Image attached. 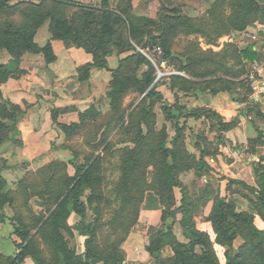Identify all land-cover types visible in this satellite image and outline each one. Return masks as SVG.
<instances>
[{"label":"rangeland","instance_id":"obj_1","mask_svg":"<svg viewBox=\"0 0 264 264\" xmlns=\"http://www.w3.org/2000/svg\"><path fill=\"white\" fill-rule=\"evenodd\" d=\"M232 1L6 0V6L0 9V45L5 38L1 32L10 24L33 32V42L44 51L22 50L18 60L11 63L15 69L12 75L0 82V104L9 102L19 108L15 126L0 133V264H9L7 257L17 252L20 238L14 229L18 225L27 228L31 245L41 258H50L51 248L44 238L49 231L46 220L55 207L56 195L64 189L62 179L73 173L76 164L93 160L97 161L100 181L94 191L103 196L87 205L85 219L94 220L95 245L107 253V262L116 246L124 251L119 240L128 220L120 211L121 159L139 131L144 151L137 171L148 183L158 169V142L177 149L179 163L183 160L177 177L187 188L190 202L198 207L192 215L198 229L213 239L211 223L205 217L213 203L209 197L214 194L231 199L236 210L252 214L255 226L264 229V217L251 202V191L232 182L235 178L230 171H217L211 164L224 141L217 138L220 127L216 117L197 105L198 95L209 91H196L204 87L205 82L200 81L206 79L200 80L195 71L214 65L205 60V64H194L191 71H184L176 60L162 57L163 45L167 44L174 55L190 61L207 54L216 59L233 41L224 39L229 36L225 32L215 38L212 19L216 14L226 15ZM105 9L120 17L112 23L110 35H104L98 23L99 13ZM49 14L66 19L76 35L54 37ZM193 25L203 31L194 30ZM12 58L10 51L0 48V62ZM163 59L166 63L160 65ZM225 59L227 65L236 67L229 55ZM146 72H152L157 84L154 93L142 99L144 92L137 80ZM218 72L206 78H214ZM173 75L194 79L199 85L178 89ZM166 105L178 116L171 117ZM148 107L150 113L144 118ZM58 123L67 128L62 129ZM175 123L180 131L173 144ZM3 194L8 201L2 202ZM180 198L179 186L172 188L163 204L156 190H146L127 233L144 225L141 212L156 211L157 221L147 229L146 244L150 232L158 228H169L178 241L187 242L179 223L180 213L175 210ZM128 207L131 216L133 208ZM78 219L75 213L67 218L71 230L67 237L69 246L81 253L85 237L74 228ZM240 243L241 238H236L232 248ZM164 248L163 256L172 254L169 246ZM213 248L219 263L224 264V248L217 243ZM149 259L153 264L151 255ZM19 264L35 263L28 255Z\"/></svg>","mask_w":264,"mask_h":264},{"label":"trees","instance_id":"obj_2","mask_svg":"<svg viewBox=\"0 0 264 264\" xmlns=\"http://www.w3.org/2000/svg\"><path fill=\"white\" fill-rule=\"evenodd\" d=\"M4 6H6V0H0V9ZM230 6L231 8L226 15L216 14L214 19H212L215 38L224 32L227 34H238L255 21L264 23V5L259 3L258 0H235L232 1ZM86 14L87 16L92 15L91 12H86ZM49 16L50 30L54 37L66 38L76 35V33L71 32L72 26L66 22V19L51 14ZM99 16L98 23L102 33L110 35L113 32L112 23H116L120 17L108 9L100 11ZM193 26L194 30L203 31V29ZM1 34L5 38H3L4 42L0 45V48L5 47L10 51L13 58L7 62H0V82L12 75L15 69L11 68L13 65L11 63L18 60L22 50L44 51L43 47H38L33 42V32L31 31L9 24L3 29ZM225 46L216 59L207 54L204 57L190 61L185 57L174 55L167 47V44H164L162 57L176 60L179 64L178 67L184 71H191L194 64L202 65L205 64V60H209L214 65L212 69L204 68L201 71L198 69L195 71V76L199 77L200 80L206 79L200 81L205 82L204 87L196 88V91L203 92L205 88H208L207 90L211 94L224 91L233 93L236 92L237 88H240L244 92L240 99L249 101L251 87L248 80L243 77L247 71V63L244 59H256L260 51H257L252 45L239 48L234 42ZM227 55L235 60L236 67L235 65L226 64L225 58ZM216 72L219 75L217 74L210 79L206 78L216 74ZM220 73L224 76H220ZM172 78L177 80L178 89H187V86L192 84L199 85L198 81L185 79L180 75H173ZM153 79L152 72H146L142 79L137 80L138 88L141 92H144L142 99H146L154 93L157 82H153ZM6 104L8 105L0 104V113L3 114L1 116L4 120H7L5 122L0 119V133L2 130L5 132L15 126L16 113L19 111L16 104L9 102H6ZM164 108L171 117L179 114L174 113L169 105L164 106ZM202 109L216 117V124L220 127L218 132L228 129L235 122H223L212 109L207 107H202ZM149 113L148 107L144 111L143 117L145 118ZM58 125L64 130L67 128L63 123H58ZM175 127L177 132L171 138L173 144L177 143L180 131V126L177 123H175ZM1 136L0 134V140L2 139ZM136 136L137 138L134 140L133 145L125 148L121 159V179L118 185L122 192L120 195L122 204L120 211L124 212L128 222L119 240V246L126 238L129 227L136 220V210H138L137 208L145 191L156 190L160 203L163 204L165 198L169 197L172 192V188L179 186L181 198L175 210L180 213L179 223L183 234L187 238V242L178 241L169 228L166 230L161 228L153 229L145 245V250L153 257V264H220L214 251L213 243H217L224 248V264H264V229H259L255 226L253 215L246 211L236 210L235 204L231 199H226L216 194L211 195L209 198L213 202L212 207L209 214L205 217L210 221L214 233V237L211 239L208 233L196 227L192 219V215L198 210V207L190 202L187 188L181 186L178 180V167L181 166L180 164L183 160L179 163L177 149L174 146H165L162 141L158 142L155 147V152L161 154L158 161L159 164L156 167L158 169L154 170L155 177L153 181L148 183L137 171L143 160L144 142L140 131ZM261 137H264V132L262 131L256 137L248 139L247 147L250 151L261 141ZM217 138L222 139L220 134H217ZM198 168H201V166L199 165ZM97 170L98 164L96 160L85 161L76 164L73 173L64 176L62 179L64 189L56 195L55 207L51 210L46 220L49 231L44 234V238L51 248L50 258L48 260L41 258L39 251L31 245L27 228L23 225H18L14 232L19 236L20 242L16 243L17 252L7 257L9 264H19L28 255L33 258L35 264H96L100 261L103 264H111V262L112 264H121L124 260V251L121 247L118 249V246H116L118 250H114L115 253L110 255L112 258L110 263L107 262V253L104 254L95 245L94 220L87 221L85 219L87 205L92 204L103 196L94 191L95 185L100 184ZM253 173L256 178L255 186L238 179L232 182L242 184L251 191L253 199L250 200L257 211L264 217V165L259 163L258 166L254 167ZM1 196L3 197L2 202L9 200L6 194ZM128 206L133 208L131 216L129 215L130 209ZM71 213L79 216V219L74 223V228L85 237L84 249L81 253H76L68 244L67 232L70 233L71 230L66 220ZM236 238H241V243L233 249L232 244ZM166 246H169L172 250V254L169 256L161 254V250Z\"/></svg>","mask_w":264,"mask_h":264},{"label":"crops","instance_id":"obj_3","mask_svg":"<svg viewBox=\"0 0 264 264\" xmlns=\"http://www.w3.org/2000/svg\"><path fill=\"white\" fill-rule=\"evenodd\" d=\"M258 1L264 5V0ZM231 34L233 33L229 35ZM228 37L226 36L224 39H228ZM229 38L239 48L252 45L257 51H260L258 58L244 59L247 63V70L252 61L262 58L263 53L258 43L245 41L239 34L234 38ZM261 70L264 76V65ZM243 93V89L240 88H237L233 93L225 91L215 94L200 93L197 105L212 109L223 122L235 121L228 129L218 132L224 143L220 146L216 157L212 158V166L217 171L228 170L235 179L244 180L247 184L255 186L256 178L253 169L259 163L264 165V137H261V141L253 147L252 151L247 146L249 138L256 137L260 131L264 132V85L258 94H249V101L240 99L244 95ZM12 99L19 100L17 97ZM155 212H141V215H144V225L132 228L122 242V248L125 251L124 264H152L149 259L150 255L145 250V244L149 225H154L157 221Z\"/></svg>","mask_w":264,"mask_h":264},{"label":"built area","instance_id":"obj_4","mask_svg":"<svg viewBox=\"0 0 264 264\" xmlns=\"http://www.w3.org/2000/svg\"><path fill=\"white\" fill-rule=\"evenodd\" d=\"M241 38L245 41H250L252 43H258L260 49L263 53L262 58L258 61H252L250 63L249 69L243 75L246 80H248L251 87V93L256 95L261 91V87L264 85L261 67L264 65V23L255 22L250 26H247L244 30L238 33ZM237 34H231L229 37L234 38ZM166 60L160 61V65H165ZM162 72L159 71V74Z\"/></svg>","mask_w":264,"mask_h":264}]
</instances>
